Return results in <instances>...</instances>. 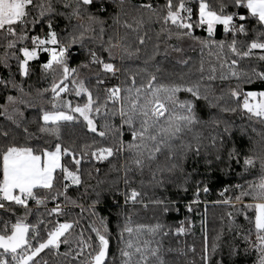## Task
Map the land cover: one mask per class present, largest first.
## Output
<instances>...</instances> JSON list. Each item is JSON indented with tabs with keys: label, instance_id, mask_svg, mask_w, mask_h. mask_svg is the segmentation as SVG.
<instances>
[{
	"label": "snow or ice",
	"instance_id": "1",
	"mask_svg": "<svg viewBox=\"0 0 264 264\" xmlns=\"http://www.w3.org/2000/svg\"><path fill=\"white\" fill-rule=\"evenodd\" d=\"M156 24L157 42L149 49L148 31ZM218 27L224 39H216ZM197 29L206 35H196ZM184 41L215 57L207 71L201 61L196 79L176 71L190 63ZM0 49V66L8 73L0 76V117L6 121L0 125V264H48L41 253L62 258L60 264H176L170 254L196 249L166 247L165 240L178 241L191 221L168 224L167 218L179 215L190 186L185 211L197 212L203 203L206 218L201 195L214 184L225 185L212 203L228 209L233 236L229 240L222 230L209 244L205 232L198 264H264V90L244 91L264 83V54L255 56L259 67L242 63L257 50L264 53V0H165L163 6L151 0H0ZM172 53L179 58L170 59ZM128 61L143 67L125 68ZM121 76L122 83L109 86ZM33 78L47 86L29 84L26 91ZM216 80L236 84L217 95ZM37 100L49 106L41 103L29 120L25 110L36 108ZM238 111L261 130L252 126L249 134L226 118ZM76 128L91 142L65 143L66 130L74 134ZM125 152L117 168L113 159ZM105 162L111 168L101 178ZM81 188L91 201L87 206L70 195ZM150 206L154 222H141L138 209ZM75 210L79 219H66ZM86 215L94 235L82 231L71 241ZM236 216L252 228L236 230Z\"/></svg>",
	"mask_w": 264,
	"mask_h": 264
},
{
	"label": "trees",
	"instance_id": "2",
	"mask_svg": "<svg viewBox=\"0 0 264 264\" xmlns=\"http://www.w3.org/2000/svg\"><path fill=\"white\" fill-rule=\"evenodd\" d=\"M128 2L130 4H140V3H145L148 2V0H128ZM151 2L153 4H156L158 6H163L165 3V0H151ZM109 23H111V21H109ZM63 26V24L61 25ZM122 30V29H121ZM159 31V25H153L152 29L148 31V35L150 37H152L151 40L148 41V48L150 49L152 47V45L154 43H156V38H155V33ZM143 34V33H142ZM196 35L198 36H205L206 33H204L202 30L197 29L196 30ZM216 39L217 40H221L224 39V33L222 30H220L219 32H216ZM243 39V38H242ZM163 37L161 38V47L163 48V43H162ZM170 43H177L175 40L170 41ZM182 47L185 49V53H184V58H188L190 60L189 66L188 67H183V66H177L176 71L179 73H191L192 74V79H196L199 76V73L197 72V68L199 67L201 61L204 62L205 64V69L207 71V69L209 68V65L212 63H215V57L214 55H210L209 54V50L208 49H204L203 53L201 52L200 48L198 45H193L191 41H184L182 43ZM193 47L195 48V50L193 51ZM260 54H264V53H260L259 50H257L255 52L254 57L251 60H246L243 61V65L245 68H249V66H260V62L255 59V56H258ZM3 55V49H0V56ZM179 58V54L176 53H172L170 59H172L173 61L175 59ZM84 60V57L81 56L76 60H73L71 62V67H77L78 64H80L82 61ZM12 65H13V70H15V61H11ZM125 68H131V69H135L137 67H143L142 62L138 63L136 61H128L123 65ZM89 72L88 70H82L81 71V75L82 76H86L88 75ZM7 70L3 69L2 66H0V76H7ZM17 80L19 81L20 78L17 77ZM125 80L124 76H121L119 79H112L109 81V86L114 85V84H120ZM137 83H140V78H137ZM29 84H33L34 87H46L47 83H41V84H36L35 83V78H33L32 81H27L24 84L25 90H28V85ZM236 84V82L234 80L232 81H220V80H216L213 83V87L216 90V94L219 95L221 90L227 91L230 87H234ZM89 86H93L94 87V82L93 84L89 85ZM264 90V83L257 81L252 85H245L244 86V91H261ZM181 98H183V94L181 95ZM65 99H72L73 103L78 102L77 98L74 97V95H68L65 96ZM0 102H3L2 100H0ZM37 103V107L36 108H28L25 110V116L27 117V119L32 120L36 115H37V111H38V107L40 106L41 103L44 104L45 107H48V103L47 100L41 102L39 100L36 101ZM232 106H235V104L233 103ZM226 118L231 119V121L237 125L238 127L243 126V127H247L249 134L251 133V127L255 126L257 128V131L261 130V126L258 123L253 122H249L247 114L243 113L242 111H238L235 115L233 114H226ZM116 124H119V118L117 117V119L115 121H113ZM6 123V121H4L3 117H0V125ZM100 123H103V121H100ZM30 129L35 130L36 125L34 124H29ZM71 133L74 134H70L69 131L66 130L65 132V143H71L72 141H75V143L77 145L82 144L85 139L88 142H91V136L89 135L88 137L84 136V130L80 129V128H76V129H72L70 130ZM123 140L125 142V144H127L130 140L131 137L130 135L127 133V130H125V134L123 137ZM31 143H35L34 141H32ZM108 143H112L111 140L108 141ZM127 156V153H122L119 155L118 158L113 159V164L119 168L120 165L124 162L125 158ZM163 159V158H162ZM101 169H102V176L101 178H104L103 173L109 172L111 165H109L107 162H105V164L100 165ZM192 168V161L189 160L188 164H187V170L191 171ZM203 170V169H201ZM235 172H240L241 169L237 168L234 170ZM116 176L115 172L111 173V177L110 178H114ZM223 179L227 182H230L231 184H236L239 183L240 181L238 179L235 178H229V177H223ZM91 184H95L96 181L92 180L90 181ZM225 185H220V184H214L212 185L213 190L210 191L207 196L205 197L203 194L201 195V199L206 201L207 203V212H206V218H205V208H204V204L202 203L197 212L194 213H186L184 205L186 203L189 202V199L192 196V192L194 191V189L190 186L189 187V192L187 194H183L184 198L180 201V213L179 215L173 213L171 214L168 218H167V223L168 224H176L178 223L180 220H184L185 217L188 218V220L191 221V230L184 236L180 237L179 240L177 241L176 239L169 237L166 238L165 240V246H171L173 248H180L183 249L185 251H187V249L189 247H195L196 252L192 253L190 251H187V255L186 256H180L177 253H172L169 255V259L170 260H175L176 264H191V262H196V264H198L199 260H200V254L202 252V247H203V243H204V233H207V237H208V243L211 244L213 242V240L215 239L216 235L218 233H220L223 230L224 236L227 237L229 240H231L232 236H233V232H229L228 230V219L227 217L224 215V213L226 211H228V209H226L223 206H215L213 207V201H215L216 199L220 198L219 197V192L222 190V187H224ZM121 187H123L121 185ZM84 189L81 188L79 190V192L73 190L70 192V195H72L74 198L79 197L80 198V202L85 204V206H87L91 201L86 197V196H81V193H83ZM238 194V193H235ZM171 195L173 198L176 197V193L175 191L171 192ZM234 195V193L229 192L228 194H226V196H232ZM111 201L109 200V203ZM250 202L249 200L245 201ZM49 207H51V205H49ZM41 211H43V209H41ZM139 211V216L138 219L141 222L144 223H153L154 222V217H153V209L151 208V206L147 209V210H140ZM103 215H107V213H102ZM250 215H252V213H250ZM202 218L205 220V223L202 224ZM65 219V218H62ZM66 219L69 220H76L79 219V210H75L73 211L68 217H66ZM94 219V218H92ZM30 220L32 223H36L37 222V217L33 216L30 217ZM112 220V224H110V227L114 228V222H115V217H111ZM88 222H89V218L87 217V215L85 216L84 219H80V223L77 224L74 228V230L72 231V234L70 235L69 239L71 241H75L77 239H79V235L80 233L83 231L84 235L90 236V235H94L93 233L90 232L89 228H88ZM206 225V227H205ZM234 228L236 230H247L249 228H252V225L248 223V221L244 220L243 216H236L235 218V226ZM61 252L65 251V247L63 245H61ZM112 255H116L118 256V253L115 249V247L112 248ZM224 255L226 257V249L224 250ZM41 256L48 261V264H60V260L62 258L56 257L51 253H48L47 255L45 253H41ZM219 258V257H218ZM254 259V256L251 258Z\"/></svg>",
	"mask_w": 264,
	"mask_h": 264
},
{
	"label": "crops",
	"instance_id": "3",
	"mask_svg": "<svg viewBox=\"0 0 264 264\" xmlns=\"http://www.w3.org/2000/svg\"><path fill=\"white\" fill-rule=\"evenodd\" d=\"M220 30L223 31V29H222L221 27H218V28H217V32H219Z\"/></svg>",
	"mask_w": 264,
	"mask_h": 264
}]
</instances>
